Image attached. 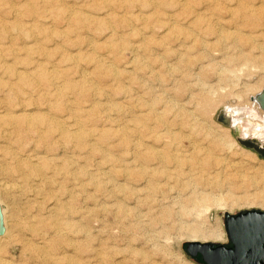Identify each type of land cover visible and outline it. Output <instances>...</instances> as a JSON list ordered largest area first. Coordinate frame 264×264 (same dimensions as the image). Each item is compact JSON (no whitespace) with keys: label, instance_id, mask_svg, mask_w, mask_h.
Returning <instances> with one entry per match:
<instances>
[{"label":"rangeland","instance_id":"obj_1","mask_svg":"<svg viewBox=\"0 0 264 264\" xmlns=\"http://www.w3.org/2000/svg\"><path fill=\"white\" fill-rule=\"evenodd\" d=\"M130 1L0 0V264H204L189 242L228 246L226 213L264 212V132L232 123L263 117L250 97L264 86L252 47L264 49V0ZM190 131L202 145L228 132L252 155L221 152L248 175L227 168L218 185H200L204 207L189 189L150 186L163 182L157 151ZM12 155L42 173L22 177ZM215 225L224 239L201 237Z\"/></svg>","mask_w":264,"mask_h":264},{"label":"bare ground","instance_id":"obj_2","mask_svg":"<svg viewBox=\"0 0 264 264\" xmlns=\"http://www.w3.org/2000/svg\"><path fill=\"white\" fill-rule=\"evenodd\" d=\"M126 1V0H125ZM130 1V0H129ZM160 1V0H159ZM162 1V0H161ZM172 1V0H171ZM237 1V0H236ZM241 1V0H240ZM261 1V0H260ZM131 2V1H130ZM245 2V1H244ZM253 2H254V0H253ZM258 2V1H257ZM263 2V1H262ZM151 3V2H150ZM245 3H247V2H245ZM256 3V2H255ZM160 4V3H159ZM242 4H243V2H242ZM256 4H258V3H256ZM126 5V4H125ZM151 5V4H150ZM164 5V4H163ZM213 5H216V4H213ZM237 5V4H236ZM246 5V4H245ZM260 6H262V4H259ZM258 5V6H259ZM219 6V5H218ZM218 6H217V9L219 10V8H218ZM240 6V5H239ZM249 7H250V5H248ZM259 6V7H260ZM111 7V6H110ZM220 7V6H219ZM241 7V6H240ZM249 7H246L245 6V8H249ZM255 7V6H254ZM254 7H252V10L254 9ZM236 10L237 11H239L240 10V13L242 12V7L238 10V8L239 7H237L236 6ZM221 9V8H220ZM257 9V8H256ZM262 9H264V8H262ZM125 10V9H124ZM247 10V12H249L248 11V9H246ZM250 11H251V9H249ZM261 10V7H260V9H259V11ZM258 11V10H257ZM256 11V12H257ZM264 11V10H263ZM112 13H114L113 11H111ZM254 13H255V11H253ZM154 13H156V12H154ZM192 13V12H191ZM240 13H238V14H240ZM250 13V12H249ZM107 14H108V12H107ZM193 14V13H192ZM259 14V13H258ZM261 14H263V13H261ZM167 15V14H166ZM243 15V14H242ZM118 16V15H117ZM240 16H241V14H240ZM244 16V15H243ZM243 16H241V17H243ZM260 16V15H259ZM258 15H257V17H259ZM141 16H139V18H140ZM199 18H200V15H199ZM202 18V17H201ZM214 18V17H213ZM245 18H248L247 17V15H246V17ZM249 18H250V16H249ZM249 18H248V20H249ZM262 18V17H261ZM260 18V19H261ZM264 18V17H263ZM195 19H197V18H195ZM194 19V20H195ZM241 19V18H240ZM255 19V18H254ZM144 20V19H143ZM198 20V19H197ZM200 20V19H199ZM198 20V21H199ZM243 20H245V19H243ZM243 20H241L242 22H243ZM253 20V19H252ZM197 21V22H198ZM124 22V21H123ZM128 22V21H127ZM171 22V21H170ZM191 22V21H190ZM193 22V21H192ZM191 22V23H192ZM207 22H209V21H207ZM212 22V21H211ZM241 22V23H242ZM245 22H246V20H245ZM248 22V21H247ZM250 22V21H249ZM253 22H255V20H253ZM146 23V22H145ZM177 23V22H176ZM216 22H214V24H215ZM218 23V22H217ZM220 23V22H219ZM258 23V22H257ZM256 23V24H257ZM169 24V23H168ZM196 24V23H195ZM198 24V23H197ZM208 24V23H207ZM245 24V23H244ZM250 24V23H249ZM154 25V24H153ZM163 25H164V23H163ZM245 25H247V24H245ZM251 25V24H250ZM209 26H211V25H209ZM249 26V25H248ZM259 26V25H258ZM261 26V25H260ZM187 27V26H186ZM211 27H213V26H211ZM215 27V26H214ZM257 27V26H256ZM176 28V27H175ZM208 28V27H207ZM249 28V27H248ZM178 30H179V28L176 30L177 32H178ZM214 30V29H213ZM217 30V29H216ZM215 30V36H217V37H219L220 36V38H217L218 40H216V41H219V39H221V31H216ZM172 31V30H171ZM188 31V30H187ZM257 31V30H256ZM111 32V31H110ZM224 31H222V33H223ZM262 32V31H261ZM114 33V32H113ZM173 33V32H172ZM172 33H170V34H172ZM178 33H181L180 31L178 32ZM184 33V32H183ZM182 33V34H183ZM213 33V32H212ZM232 33H234V32H232ZM238 33H239V31H238ZM109 34V33H108ZM181 34V35H182ZM185 35H186V33H184ZM192 35V34H191ZM231 35V32H230V34H229V36ZM237 35V34H236ZM176 36V35H175ZM109 37V36H108ZM231 37V36H230ZM233 37V36H232ZM238 37V36H237ZM237 37H236V39H237ZM242 37V36H241ZM244 38V37H243ZM216 39V38H215ZM234 39V38H233ZM235 40V39H234ZM251 40V39H250ZM256 41V40H255ZM235 42V41H234ZM253 42V41H252ZM234 44V43H233ZM253 45H252V47H257L259 50H261V54H259L261 57L260 58H262L263 59V64H264V49L262 48V47H260L257 43H252ZM236 45V44H235ZM234 45V46H235ZM262 45V44H261ZM119 46V45H118ZM264 46V45H263ZM243 54V53H242ZM244 58H246V56L244 57ZM258 58V57H257ZM202 66V65H201ZM264 66V65H263ZM262 67V66H261ZM102 69V68H101ZM106 69H108V68H106ZM112 69V68H111ZM223 69V68H222ZM263 69H264V67H263ZM113 70V69H112ZM114 76V75H113ZM250 86V85H249ZM252 87V86H251ZM250 87V88H251ZM263 88V87H262ZM260 92V91H259ZM258 93V92H257ZM256 93V94H257ZM255 94V95H256ZM254 95V96H255ZM207 96V95H206ZM254 96H251L250 97V100H251V98L252 97H254ZM175 101V100H174ZM254 104H256L253 100H251ZM199 104V103H198ZM201 104V103H200ZM199 104V105H200ZM171 105V104H170ZM169 105V106H170ZM202 105V104H201ZM256 106H257V104H256ZM213 107V106H212ZM176 108V107H175ZM200 108V107H199ZM198 108V109H199ZM214 108V107H213ZM257 108H258V106H257ZM171 109V108H170ZM178 109V108H177ZM201 110V109H200ZM203 110V109H202ZM208 110V109H207ZM206 110V111H207ZM261 110V109H260ZM154 111V110H153ZM178 111V110H177ZM184 111V110H183ZM262 112H263V117H261V121H259V122H251V121H246V120H242V119H240V118H238V117H235V118H233V121H232V123L234 124V125H236L237 126V128L241 131V134L243 135V136H246V135H249V134H251V133H257V132H261V133H263L264 132V111L263 110H261ZM186 112V111H185ZM208 112V111H207ZM206 112V113H207ZM247 112V114L249 113L250 114V116H256V112L254 111V110H247L246 111ZM10 113V112H9ZM14 113V112H13ZM154 113V112H153ZM203 114L205 113V112H202ZM156 114V113H155ZM165 114V113H164ZM184 114V113H183ZM199 114H201V113H199ZM180 115V114H179ZM18 116V115H17ZM16 116V117H17ZM162 116V115H161ZM181 116V115H180ZM249 116V115H248ZM13 118V117H12ZM156 118H159L158 117V115H157V117ZM186 118V117H185ZM24 119V118H23ZM159 119H162L161 117L159 118ZM20 120V119H19ZM180 120V119H179ZM182 120V119H181ZM14 121H17V119L15 120L14 119ZM13 121V122H14ZM27 121V120H26ZM26 121H24V122H26ZM160 121V120H159ZM163 121V120H162ZM171 121V120H170ZM183 121V120H182ZM186 121V120H185ZM203 121V120H202ZM12 122V123H13ZM22 122V121H21ZM24 122H22V123H24ZM51 122V121H50ZM161 122V121H160ZM172 122V121H171ZM170 122V123H171ZM188 122V121H187ZM17 123V122H16ZM31 123H32V121H31ZM176 122H174V124H175ZM193 123V122H192ZM28 124V123H27ZM53 125H54V123H52ZM173 124V123H172ZM187 124V123H186ZM185 123H184V125L185 126H187ZM189 124H190V122H189ZM195 124V123H194ZM30 125V124H29ZM32 125V124H31ZM57 125H58V122H57ZM160 125V124H159ZM179 125V124H178ZM26 126V125H25ZM192 126H195V125H193L192 124ZM32 127V126H31ZM34 127V126H33ZM58 127V126H57ZM188 127V126H187ZM201 127V126H200ZM211 127V126H210ZM60 128V126L58 127V129ZM186 128V127H185ZM189 128V127H188ZM197 128V130L199 129L200 130V128H198V127H196ZM27 129H28V127H27ZM33 129V128H32ZM57 129V128H56ZM181 129H183V128H181ZM180 129V130H181ZM191 129H193V128H191ZM202 129V128H201ZM60 130V129H59ZM170 130V129H169ZM190 130V129H189ZM198 130V131H199ZM207 130V129H206ZM226 130H228V129H226ZM182 131V130H181ZM180 131V132H181ZM194 131V130H193ZM201 131V130H200ZM199 131V132H200ZM205 130H204V128H203V130H202V132L201 133H203ZM42 132V131H41ZM165 132V131H164ZM175 132H177V131H175ZM179 132V133H180ZM190 132H192V131H190ZM189 132V133H190ZM197 132V131H196ZM206 132V131H205ZM45 133V132H44ZM44 133H42V134H44ZM80 133V132H79ZM173 133V132H172ZM178 133V132H177ZM193 133V134H192ZM191 134L192 135H179V134H177V135H175V134H172V137L171 138H169V139H172V142H171V145L169 144V142H168V145H164L163 147H169L170 148V150H167V151H164V149L165 148H163V149H161V150H163V151H157V155H156V158H157V162L159 163V168H158V172L154 175V178H156L155 176H160V177H162L163 178V182H158L156 179H154V181H148L147 183H150L149 185L151 186V189H152V191L154 192H160V194H162L161 192H162V190L163 189H167V190H169V191H171V190H174V189H177V188H179V189H181V190H188L190 193H192L191 195H193V198L192 199H194L193 200V202L194 201H196V202H194L195 204H198L199 202L202 204L201 206H203L204 207V205H207V201H209L210 200V196H208L207 194H205L204 193V191L202 190V188H201V186L200 185H202V186H205V185H209V186H214V185H218L219 183H220V181H221V179H220V176H221V172L222 171H224L225 169H235V171H234V173L233 174H235V175H237V176H240V177H245V176H247L248 174V172L246 171V170H239V168H243V166H241V167H239L238 168V170H236V167H238L237 166V164H240L239 162L238 163H235L234 161H232L231 159H229L228 158V156H226V154H224L223 156L221 155V152H223L224 153V151L227 153V152H230V158H232V157H237L238 159H240V162H242V160L245 158H252L251 156L252 155H250L247 151H244L241 147H238V145L235 143V141L231 138V136H229V135H227V133L228 132H226L225 133V135L224 136H222L220 133H216V134H214V136H212L211 137V135H210V138H209V135L208 134H205V135H203V137H202V140H206V138L208 139V141H207V143H205V145H202L200 142H198L197 141V139L195 140V138L194 137H192L193 135H194V132H192ZM198 133V132H197ZM212 133H214V132H212ZM211 133V134H212ZM261 133H260V135H261ZM77 132H75V131H69V129L67 130L66 128L65 129H63L62 128V131H61V135L62 136H64V137H66V138H75L76 136H77ZM163 134H165V133H163ZM199 134V133H198ZM195 136H196V134H195ZM41 137H43V135L41 136ZM65 138V139H66ZM181 138H187L188 140H189V149H186V150H184V149H182V146L180 145V143H179V140L181 139ZM197 138V137H196ZM48 139V138H47ZM181 140H183V139H181ZM200 141V140H199ZM205 141V142H206ZM187 145V144H186ZM167 149V148H166ZM165 149V150H166ZM159 150V149H158ZM14 156H15V154H14ZM13 155H12V157H14ZM37 156V155H36ZM147 156V155H146ZM19 157V156H18ZM35 158H38V156L37 157H35ZM40 158V157H39ZM38 158V159H39ZM147 158V157H146ZM145 157H144V160H147V159H149V158H147L146 159ZM13 159H15V166H14V170L15 171H18V172H20V174L19 175H22V177H26V178H28L27 177V174L24 172V169H27L30 173L31 172H34V173H37V172H41L42 173V171H39L38 169H39V167H38V163H32V162H30V161H27V160H23V159H19V158H17V156L16 157H14ZM144 160H142V161H144ZM156 163V162H155ZM2 167V166H1ZM245 167V166H244ZM256 169V168H255ZM11 170H13V168L11 169ZM146 171V170H145ZM155 171H157V170H155ZM227 172V171H226ZM229 172H232V171H229ZM30 173H29V175H30ZM41 173H39V174H41ZM31 174H33V173H31ZM38 175V174H37ZM43 175V174H42ZM42 177V176H41ZM258 177H259V179H260V181H264V171H261V174H259L258 175ZM153 178V177H152ZM248 179H247V182L248 183H253V182H255V180H256V178H254L253 176H248L247 177ZM21 179V178H20ZM25 180V179H24ZM23 181V180H22ZM24 184V183H23ZM10 185V184H9ZM148 185V186H149ZM4 187H8V185H3ZM150 186L148 187V188H150ZM11 188V187H10ZM147 188V187H146ZM206 188V187H205ZM201 189V190H200ZM147 190V189H146ZM165 191V190H164ZM175 191V190H174ZM148 192V191H147ZM150 192H151V190H150ZM167 192V191H166ZM188 192V193H189ZM168 194H169V192H167ZM171 193V192H170ZM175 193H177L176 191H175ZM181 193V192H180ZM187 193V192H186ZM11 194V193H10ZM152 194V193H151ZM154 194V193H153ZM164 194V193H163ZM182 194V193H181ZM149 195V194H148ZM165 195V194H164ZM167 195V194H166ZM175 195V194H174ZM187 195V194H186ZM189 196H191L190 194H188ZM155 196V195H154ZM160 197L162 196L163 197V195H159ZM184 196V195H183ZM188 196V197H189ZM150 197V196H149ZM153 197V196H152ZM161 197V198H162ZM172 197V196H171ZM192 197V196H191ZM164 199V198H163ZM165 199H167V197L165 198ZM175 199V198H174ZM211 200H212V198H211ZM213 200L215 201V202H217L218 200L216 199V198H214L213 197ZM187 201H189V200H187ZM191 201V200H190ZM197 201H199L198 203H197ZM182 202V201H181ZM210 202V201H209ZM214 202V203H215ZM206 203V204H205ZM212 204V203H211ZM181 205V204H180ZM209 205V204H208ZM196 206V205H195ZM181 207H182V205H181ZM191 207V206H190ZM193 207V206H192ZM197 207V206H196ZM206 207V206H205ZM183 209V208H182ZM186 209V208H185ZM0 211H1V216H2V220H3V224L5 223V219H4V212L6 211V208H5V206L1 203V201H0ZM168 213V212H167ZM5 225H6V223H5ZM6 232H7V230H6ZM6 232H4L5 234L3 235V236H5L6 235ZM3 236H0V239L3 237ZM202 238H207V239H210V240H212V241H221L222 239H224L223 238V232L221 231V229L217 226V225H215V226H213L211 229H209L208 231H207V233H204V235L203 236H201Z\"/></svg>","mask_w":264,"mask_h":264},{"label":"water","instance_id":"obj_3","mask_svg":"<svg viewBox=\"0 0 264 264\" xmlns=\"http://www.w3.org/2000/svg\"><path fill=\"white\" fill-rule=\"evenodd\" d=\"M264 111V86L251 98ZM224 225L229 245L189 242L186 251L200 256L204 264H264V212L247 210L235 215L226 213ZM4 225L0 211V236Z\"/></svg>","mask_w":264,"mask_h":264}]
</instances>
